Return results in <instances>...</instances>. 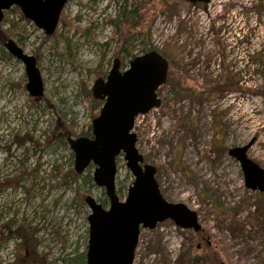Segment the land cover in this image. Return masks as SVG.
Wrapping results in <instances>:
<instances>
[{"label": "rangeland", "instance_id": "1", "mask_svg": "<svg viewBox=\"0 0 264 264\" xmlns=\"http://www.w3.org/2000/svg\"><path fill=\"white\" fill-rule=\"evenodd\" d=\"M145 1L68 0L51 35L12 7L5 12L12 26L0 22V48L7 52L3 42L11 38L34 56L43 83L34 99L23 63L0 52V224L27 225L44 264H82L90 212L84 197L108 208L93 165L79 174L90 180L64 177L74 170L66 138L81 136L101 107L81 88L91 89L122 56L115 54L108 19L120 5ZM165 1L150 38L172 62V78L157 89L160 106L138 115L132 131L145 163L156 168L162 196L194 210L201 229L171 220L141 229L133 264H264V191L245 186L238 161L227 153L251 143L247 156L264 169V0ZM133 53L141 54L139 47ZM132 180L118 155L119 200ZM16 242L0 240V264L23 252Z\"/></svg>", "mask_w": 264, "mask_h": 264}, {"label": "water", "instance_id": "2", "mask_svg": "<svg viewBox=\"0 0 264 264\" xmlns=\"http://www.w3.org/2000/svg\"><path fill=\"white\" fill-rule=\"evenodd\" d=\"M67 1L0 0V22L4 12L17 6L26 19L51 35ZM184 1L195 4L209 0ZM3 45L12 57L23 63L29 95L34 99L40 97L43 83L35 57L24 53L11 38ZM168 67L167 58L157 50L134 56L123 70L119 58H113L106 76L97 77L91 86L93 98L102 101L98 114L91 121L92 137L66 138L73 153L75 173H83L92 164L93 182L104 188L109 201L108 208H104L91 195L84 197L90 210L85 264H133L140 230L153 229L165 220H171L182 229L194 232L201 229L194 210L162 196L155 178L156 168L145 163L132 131L138 115L160 106L157 89L165 83ZM250 145L229 148L227 153L238 161L245 186L264 191V169L247 156ZM120 154L133 177L124 200H119L115 187L116 157Z\"/></svg>", "mask_w": 264, "mask_h": 264}, {"label": "trees", "instance_id": "3", "mask_svg": "<svg viewBox=\"0 0 264 264\" xmlns=\"http://www.w3.org/2000/svg\"><path fill=\"white\" fill-rule=\"evenodd\" d=\"M120 6L121 7L118 8L116 16L114 18H109L108 23L113 28V36L111 37V40L115 43V54L122 55L119 58L121 66L122 64L124 65L123 58L131 59L136 56V54L133 53V48L139 47V51L141 53L150 50H157L151 43L150 24L157 13L163 12L166 9L167 1L162 0L156 2L155 0H146L145 2L133 5L129 9H126L125 5ZM12 11H15L19 14L20 18L24 19L20 14V10L16 6L12 7ZM7 18V14L5 13L3 23L7 22L10 23V25L12 26V20H9ZM59 21H62L61 17L59 18ZM157 51L164 56L161 51ZM0 52L2 56L8 57L10 55L8 52H5L2 48H0ZM167 60L169 63V67L166 81H170L174 68L172 66V62H170L169 59ZM81 93L87 98H90L92 96L91 89L81 88ZM93 99V101L96 103L95 105L99 109V106H101L102 101L95 98ZM98 112L99 110L90 113V116L93 118L98 114ZM68 134L69 133L67 132L60 135L62 137H67ZM79 135L92 137L91 125L89 124L87 129L81 131ZM16 141L20 142V140L18 139H16ZM72 155L73 154L71 153L69 159L70 163H72ZM91 166L92 164H89L88 167ZM64 177L69 179V181L74 182H76L78 179H82L83 181L87 179L90 180L89 173L88 175L85 174L84 176H80L79 174L75 173L73 169H68V171L64 173ZM117 193L118 190H116V194ZM34 234L35 233L30 231L29 227L23 224L22 222L15 223L12 222V220L2 222V224H0V240H2V243L6 244L8 243V241L14 240L15 242L17 241L16 243H19L21 248L23 249L22 253H20L19 255L15 254L9 262H6L4 264H30L31 261H34L37 264H44L42 256H40V254L35 251L37 243ZM198 251L201 252V250L198 249L195 251V254H199ZM79 258L82 264H85V254L81 253Z\"/></svg>", "mask_w": 264, "mask_h": 264}, {"label": "flooded vegetation", "instance_id": "4", "mask_svg": "<svg viewBox=\"0 0 264 264\" xmlns=\"http://www.w3.org/2000/svg\"><path fill=\"white\" fill-rule=\"evenodd\" d=\"M17 7V6H16ZM18 8V7H17ZM19 9V8H18ZM20 10V9H19ZM262 192V191H261Z\"/></svg>", "mask_w": 264, "mask_h": 264}]
</instances>
